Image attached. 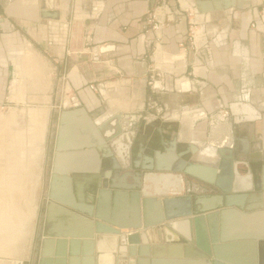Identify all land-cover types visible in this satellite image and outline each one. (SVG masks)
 <instances>
[{"label":"crops","instance_id":"obj_1","mask_svg":"<svg viewBox=\"0 0 264 264\" xmlns=\"http://www.w3.org/2000/svg\"><path fill=\"white\" fill-rule=\"evenodd\" d=\"M166 4L172 11L180 4L197 9V22L204 34L200 41L204 66L196 76L192 74L191 58L179 55V44L188 33L186 18L170 15L161 33L144 34L149 14L155 12L163 21V10L155 0H55L54 9L47 14H57L56 20L42 16L41 0H0V104L9 101L11 93L12 103L44 104L51 111L58 110V116L65 107L69 110L84 107L99 125L102 137L137 133V138L140 135L137 142L144 145L148 155L150 148L164 154L163 144H173L177 139L178 146L190 144L194 149L191 159L205 154L202 148L207 144L219 146L229 138L233 140V131L245 121L239 117L245 108L262 119L261 133L257 135L261 141L256 150L263 161L254 180L260 181L262 177L263 186L264 174H260L264 168V0H167ZM253 22L256 29L251 28ZM157 40L161 43V54L167 59L159 64H155ZM27 80L33 82L29 84ZM184 80L188 81L186 88L181 84ZM190 83H196L194 89ZM27 84L31 87L29 91ZM55 84L61 89L67 84L69 95L55 93ZM72 96L79 101L73 106L64 102ZM234 103L239 104L237 116L229 108ZM223 109L231 112L227 120L220 116ZM32 111L40 116L33 119ZM49 112L48 107L30 111V124L34 128L28 132L29 136L36 135L38 128L46 136ZM16 115L13 114L14 121ZM72 119L74 123L78 121ZM152 119L161 121L156 130L160 137L156 138L157 143L154 139L153 146L152 136L146 134L149 123H141ZM208 138L210 142L204 144ZM26 140L28 153L25 151L27 159L23 164L31 168L28 158L37 157L43 150L38 146L43 143L34 150L30 146L31 137ZM93 153L90 150L81 153L79 162L83 167L96 160ZM30 179L17 176L12 181ZM254 201L251 206H259L264 197L257 195ZM114 214L117 218L130 216V211L125 205H118ZM217 220H206L204 227L206 240L212 247L211 242L215 236L218 240L221 231ZM259 230H264L261 222L252 227L223 229L226 236L232 237ZM198 236L205 238L200 232ZM149 240L154 242L152 238ZM216 244L227 259L246 264L242 262L247 257V264H261L257 242Z\"/></svg>","mask_w":264,"mask_h":264},{"label":"water","instance_id":"obj_2","mask_svg":"<svg viewBox=\"0 0 264 264\" xmlns=\"http://www.w3.org/2000/svg\"><path fill=\"white\" fill-rule=\"evenodd\" d=\"M54 7L55 0H41L42 16L56 20L57 14H47ZM238 105L229 107L234 116ZM241 116L245 121L233 131V140L207 144L202 148L205 154L191 159L194 149L183 143L179 148L177 139L163 144L164 154L152 156L137 142V133L102 137L86 108L65 107L58 120L50 203L43 211L45 230L38 238L36 264H101L103 245L112 238L117 241L110 250L114 264H239L220 253L217 241L257 242L264 264V230L233 237L223 231L252 227L255 222L264 225V203L251 206L257 195L264 197L262 177L254 180L263 161L255 149L261 141L257 135L262 119L245 108ZM207 142L209 138L203 141ZM89 150L96 160L83 167L79 158ZM158 175H176L182 182L178 188L158 192L150 180ZM118 205H125L130 216L117 218ZM217 218L221 231L212 247L205 237V222ZM199 232L205 238H199Z\"/></svg>","mask_w":264,"mask_h":264},{"label":"rangeland","instance_id":"obj_3","mask_svg":"<svg viewBox=\"0 0 264 264\" xmlns=\"http://www.w3.org/2000/svg\"><path fill=\"white\" fill-rule=\"evenodd\" d=\"M39 57H41L40 54ZM41 59L43 60V57ZM32 82V80H27L29 84ZM7 88V98H9L11 85L9 84ZM30 88L27 84L26 90L29 91ZM54 91L60 94L61 88L55 84ZM66 101H69V99L64 102ZM64 102L59 105H63ZM70 105L73 106L72 104ZM46 107L49 108L50 112L45 142L38 146L39 150L40 148H43V150L37 151V157L34 159H32L33 157L28 158L31 163V168H29L23 164L26 163L25 160L27 159L24 157L25 153H28L26 138H33L28 133L34 128L30 124L29 113L31 110L44 109ZM14 112L17 114L15 121ZM58 112V110L51 111L50 106L40 103H12L11 93L9 101L5 100L4 104H0V260L4 258V260H19L23 264L37 263L39 255L38 238L45 230L43 211L46 210L50 203L48 196L55 151ZM160 122V119H152L148 122L141 120L143 124L149 123L146 134L152 136L156 143V138L160 137L156 131ZM30 141L31 149L35 148L34 143L32 144L34 140ZM156 146L159 149L160 143L156 144ZM154 151V149L150 150V155ZM4 168L8 169L5 171ZM17 176L31 177L32 180L13 183L12 180ZM38 177L39 181H37ZM5 264L9 263L5 262Z\"/></svg>","mask_w":264,"mask_h":264},{"label":"built area","instance_id":"obj_4","mask_svg":"<svg viewBox=\"0 0 264 264\" xmlns=\"http://www.w3.org/2000/svg\"><path fill=\"white\" fill-rule=\"evenodd\" d=\"M158 2L159 7L163 10L162 18L163 21L160 19V15H157L155 12L151 13L148 15L147 18V28L145 29V35H155L158 33H161L162 30L164 29L166 24V18L168 16H174L176 18H186L187 24H188V33H187V38L184 42L179 44V55L183 54L185 55V58L190 57L191 58V64H192V74L196 76V68H202L204 65L202 63V48L200 47V41L202 37L204 36L203 31L199 23L197 22V9L193 7H185L180 4V6L172 11L170 7L166 4L167 0H155ZM252 29H256V24L253 22L251 24ZM161 40V39H160ZM160 40H157L156 43V49L157 53L162 52V47ZM156 64V61H155ZM154 71V70H152ZM198 79H196V82ZM196 83H190V88L192 89L195 88ZM150 86H153V83H149ZM92 90H95L94 86H91ZM70 89L66 85H64L61 89V94L64 97H67L69 95ZM69 103L72 105L78 104L79 101L76 96H72L69 98ZM220 116L224 119L227 120L230 117V111L229 109H223L220 112Z\"/></svg>","mask_w":264,"mask_h":264},{"label":"bare ground","instance_id":"obj_5","mask_svg":"<svg viewBox=\"0 0 264 264\" xmlns=\"http://www.w3.org/2000/svg\"><path fill=\"white\" fill-rule=\"evenodd\" d=\"M162 52H158L157 54H156V56H155V61H156V64L158 63H160V62H162L163 60H164V56L161 54ZM182 56H183V58L185 59V55H183L182 54ZM201 70V68H199V67H197L196 68V74L199 72ZM182 85H183V87L184 88H186L187 86H188V81L187 80H184L182 83H181ZM33 112V111H32ZM33 119L34 118H38V115H39V113H34L33 112ZM40 116V115H39ZM40 124H42V123H40ZM39 123L37 124V125H40ZM38 128V127H37ZM42 128H43V126H42ZM40 128H38V132H37V134L36 135H34L33 136V138H31V140L33 141L32 142V144L34 143V150H36V148H37V146L39 145V143L40 142H42L43 141V139H44V130H39ZM45 129V128H44ZM43 143V142H42ZM39 148V147H38ZM21 155V154H20ZM24 158V157H23ZM3 166V165H2ZM9 166V165H8ZM5 169V168H4ZM8 169V168H7ZM7 169H5V171L7 170ZM10 169V168H9ZM4 171V172H5ZM4 175H5V173H4ZM15 178V177H14ZM170 178H173L172 180H173V182H171L170 181ZM7 179V178H6ZM150 180L153 182V185H154V188H153V190H157L158 192H163V193H165V191L164 190H166L167 192L169 191V189H174V188H178L179 186H180V184H181V182H182V179H181V177H168V176H164V175H162V176H152V177H150ZM181 180V181H180ZM6 181V180H5ZM11 185V184H10ZM163 186V187H162ZM14 195V194H13ZM20 196V195H19ZM1 214V213H0ZM218 221V220H217ZM206 224V223H205ZM6 226V225H5ZM216 227V226H215ZM8 229V228H7ZM6 231V230H5ZM2 232V231H1ZM9 232V231H8ZM5 233V232H4ZM10 233V232H9ZM1 234V233H0ZM3 234V233H2ZM209 236V235H208ZM3 237H5V236H3ZM214 237V236H213ZM10 238V237H9ZM214 239V238H213ZM6 240V239H5ZM2 242V241H1ZM116 244H117V241H116V239L115 238H112L111 240H109L108 242H105V244L103 245L104 246V250L106 251L105 253H108V254H105L104 253V256L102 257V264H114V260H115V258H114V255H113V253L110 251L111 249H113L115 246H116ZM240 244H243V243H240ZM238 245V246H241L242 247V245ZM236 245V244H235ZM245 245V244H244ZM248 245V244H247ZM246 245V246H247ZM219 246V245H218ZM227 246V247H226ZM226 246H224V247H226V248H229V246H232V244H230L229 246L228 245H226ZM220 247H221V245H220ZM219 247V248H220ZM223 247V248H224ZM245 247V246H244ZM222 248V249H223ZM236 248H237V245H236ZM235 248V249H236ZM243 248V247H242ZM230 249V248H229ZM228 250V249H227ZM233 250V249H232ZM244 250H246V248L244 249ZM224 251V250H223ZM225 252V251H224ZM233 252V251H232ZM220 253H222V252H220ZM250 254H252V253H250ZM223 255V254H222ZM227 255H230V254H227ZM244 255V254H243ZM249 255V254H248ZM4 256V255H3ZM225 256V255H224ZM240 256V255H239ZM226 257V256H225ZM231 257H233L232 255H231ZM243 257H245V255L243 256ZM242 257V258H243ZM249 257V256H248ZM247 258V257H246ZM245 258V259H246ZM228 259H230L229 257H228ZM235 259H236V257H235ZM245 259L243 260V262L242 263H246L247 264V261H245ZM253 259V258H252ZM232 260V259H231ZM238 260V259H237ZM247 260V259H246ZM234 261H236V260H234ZM255 261V260H254ZM0 264H5V262H8L9 264H20V263H22V261H19V260H4V258H3V260L1 259L0 260ZM237 262V261H236ZM241 262V261H240ZM250 262H251V260H250ZM253 263H255V262H253ZM249 264V263H248Z\"/></svg>","mask_w":264,"mask_h":264},{"label":"flooded vegetation","instance_id":"obj_6","mask_svg":"<svg viewBox=\"0 0 264 264\" xmlns=\"http://www.w3.org/2000/svg\"><path fill=\"white\" fill-rule=\"evenodd\" d=\"M230 116H231V112H230ZM259 137V136H258ZM258 148V145L256 144V146H255V149H257Z\"/></svg>","mask_w":264,"mask_h":264}]
</instances>
